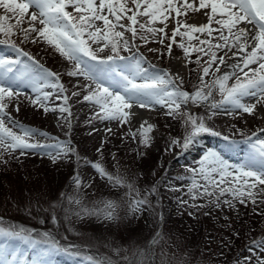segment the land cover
<instances>
[{"label":"snow or ice","instance_id":"6c2138e0","mask_svg":"<svg viewBox=\"0 0 264 264\" xmlns=\"http://www.w3.org/2000/svg\"><path fill=\"white\" fill-rule=\"evenodd\" d=\"M198 16L204 17V22ZM170 20L173 27L169 36L166 29ZM126 33H130V38ZM17 35L24 42L43 41L72 64L67 75L87 81L82 100L93 106L94 119L128 124L135 115L134 107L148 109L155 105L166 108L170 116L182 117L189 130L183 137L172 138L169 149L179 147L187 151L201 134L220 135L208 126L205 116L181 112L182 105L203 106L212 115L220 111L228 115L264 112V0H0V45L14 53L0 54V163L6 164L4 157L17 151L20 155L29 151L52 155L50 150H55L53 160L74 153L67 141L50 145L34 140L36 135L49 134L21 123L8 112L13 102L19 111L23 97L46 113L59 111L71 115L70 97L60 75L20 47L13 39ZM149 35L159 38L161 44L168 39L169 54L175 44L183 51L187 63L197 65L199 84L193 86V91L183 90V77L179 74L173 76L167 69L156 68L139 52L135 40L149 43ZM221 51L223 55L219 54ZM193 53H196L194 61ZM25 89H30L32 95L25 93ZM53 90L56 98L63 101L56 108L48 106ZM154 128L155 125L142 121L131 135L133 139L139 137L140 143L148 147ZM242 142L249 146L243 163H230L221 152L209 148L199 166L188 169L191 183L187 190L193 199L205 197L216 207L221 203L233 207L234 201L255 204L257 197L264 196V138L252 133ZM85 164L112 187L127 189L124 195L129 197L128 214L135 216L152 209L151 201L147 196L141 197L133 183L109 172L99 161L85 160ZM73 183L77 190L81 186L91 187L79 175L73 178ZM61 195L68 207L61 200L52 206L53 224L59 223L57 207L63 209L65 219L72 216L78 220L120 219L117 211L120 204L114 199L102 198L88 205L82 198ZM0 237L4 238L0 244V264H29V254L34 257L31 264H52L45 257L58 253L77 258L78 264H118L107 257L82 255L79 247L62 244L47 230L4 225L3 218ZM160 238L161 233H155L148 243L149 251L138 249L134 254L138 258L124 257L125 264H151L152 245ZM248 251L252 254L242 262L238 258L237 264H264V238L253 240Z\"/></svg>","mask_w":264,"mask_h":264},{"label":"rangeland","instance_id":"374dc122","mask_svg":"<svg viewBox=\"0 0 264 264\" xmlns=\"http://www.w3.org/2000/svg\"><path fill=\"white\" fill-rule=\"evenodd\" d=\"M172 27L173 23L170 20L166 29L169 36ZM126 36L130 38V33H126ZM13 39L46 68L49 67L60 75L61 82L70 97L68 104L71 115L59 111L46 113L43 109L32 106L23 97L19 103V111H16L15 102H13L9 105L8 112L21 123L49 134L47 137L36 135L33 137L34 140L50 145L58 141H67L68 146L74 149V153L57 160L52 158L55 150H50L52 155L44 151H29L24 154L25 159L19 162H16L17 156L20 155L19 151L12 156L4 157L8 162L0 163V174L6 173V178L12 187H9V191H5L9 192L8 194L0 197L9 204L15 203L17 211L23 215H31L20 216L21 222L16 223L17 220L12 213L0 211V217L9 220L3 222L4 225L13 222L14 225L26 226L30 220L37 222L36 216L40 223L39 231L47 230L55 234L62 244L79 247L82 255L99 254L101 258H110L118 264H125L124 257L133 260L138 258L134 257L138 249L149 251L148 243L155 232L157 233L161 221L163 222L162 230L165 231L161 232L159 242L152 245L151 251L154 252V257L151 264H237L238 258L242 262L245 257L252 254L248 251V246L253 240L264 238V203L260 202L264 200V196L257 197L255 204L251 202L241 204L239 201H234L233 207L223 203L220 207H216L215 203H209L208 198L193 199L188 193L187 189L191 183L188 179L190 175L188 169L199 166L198 162L211 148L208 146L210 142L203 141L201 137L197 138L194 143L196 145L191 150L181 151L179 147L169 149L171 139L183 137L189 129L184 125L182 117L170 116L166 108L155 105L147 109L149 113L151 112L149 123L155 125L151 133V146H144L140 143L139 137L133 139L131 135V132L137 131L141 124L134 117L130 123L123 125L117 121L93 118V106L82 100L83 95L86 94L84 85L87 81L83 77L68 76L67 72L72 68V64L65 61L50 46L43 41L24 42L19 35L14 36ZM158 39L149 35L150 42L144 43L137 38L135 46L147 58V61L158 66V69H167L173 76L179 74L183 77V85H181L183 90L193 91V86L199 84L197 65L187 63L183 51L175 44L169 54L167 45L170 41L164 39V43L161 44ZM177 39L179 40V37ZM149 49L157 51H149ZM0 54L14 55L4 45H0ZM122 54L129 53L122 52ZM219 54L223 55V52ZM173 58L182 61L181 73L169 68ZM195 58L196 53H193L192 60L194 61ZM24 91L32 95L30 89ZM53 92L48 104L50 108H56L63 103L56 98L57 93L54 90ZM73 92H79L81 95L72 96ZM216 98L219 99V95ZM187 111L205 116L208 126L222 132L231 135L240 134V136L258 133L261 138H264V132L260 131L264 129V112H258L255 115L234 112L228 115L220 111L212 115L203 106L182 105L181 112ZM14 130L18 131V129ZM240 141L244 152L241 154V160L239 159L235 164L243 163L249 151V146L242 142L243 139ZM236 145L238 144H233L231 147L236 148ZM204 146L206 148L201 149ZM188 155L194 158L189 161L186 159ZM29 158L35 159L36 163ZM85 160L99 161L109 172L119 174L133 183L139 190L140 196H147L151 201L152 209H146L135 216L128 214L129 197L124 195L127 189L112 187L91 166L85 164ZM171 164L173 165L170 166ZM167 167L171 168L168 172L174 179L168 177L166 183L160 186L158 182L165 175ZM63 169H66L68 173L65 179L63 175H59ZM8 173H16V175ZM76 175H79L85 184H91V187L81 186L77 190L74 183L70 187L69 180H73ZM21 179L29 180V183ZM67 186L69 187L65 193L64 189ZM151 188H156L157 191L150 192ZM24 189L28 190L25 192L26 195H23ZM2 191L4 192L0 188V194ZM62 193L82 198L88 205L102 198L114 199L120 204L117 209L120 219L107 221L92 217L78 220L74 216L65 219L63 209L57 207L55 211L59 223L53 224L50 219L53 212L52 206L61 200L64 201L63 206L68 207ZM15 198L24 202H17ZM1 202L2 200L0 204ZM8 207L11 208L9 205ZM43 219L45 223L41 222ZM27 227L32 228L31 225ZM3 242L4 238L0 237V244ZM88 248L90 252H87ZM240 251L243 253L238 256ZM65 257L70 261L76 260L78 264L77 258L69 255ZM28 259L31 264L34 257L29 254ZM45 259H50L52 264H66L63 260L59 262L56 255L45 257Z\"/></svg>","mask_w":264,"mask_h":264},{"label":"trees","instance_id":"16d2710c","mask_svg":"<svg viewBox=\"0 0 264 264\" xmlns=\"http://www.w3.org/2000/svg\"><path fill=\"white\" fill-rule=\"evenodd\" d=\"M24 157V158H23ZM25 157L26 156H24V155H19V156H17V158H16V162H19V161H21V160H24L25 159ZM33 163H36V160L34 159L33 160V158H29ZM20 164V163H19ZM17 173V172H16ZM16 173H8V174H12V175H16ZM19 174H21L20 172H19ZM59 175H63V178L65 179L66 177H67V175H68V173H67V171H66V169H63V172H61ZM173 178V176H169V179H172ZM174 179V178H173ZM21 180H23V179H21ZM33 180V179H32ZM167 180V179H166ZM166 180L165 181H163L162 183H161V185H163V183H166ZM23 182H25V183H29V180H27V181H25V180H23ZM24 186H26V184H24ZM69 186L70 187H72L73 186V180H69ZM69 186H67L65 189H64V192L66 193L67 192V189H68V187ZM9 187H12V184H10V182L7 180V178H6V173H4V175H1L0 174V188L2 189V190H4V192L2 191V193L0 194V196L2 197V196H5V194H8L9 192H5V191H9ZM29 188V187H28ZM24 192H23V195H26L25 194V192H27L28 190H26V189H24L23 190ZM162 197H163V195H161ZM0 197V200H2V202H1V204H0V211L1 212H9V213H12L13 215H14V218L16 217H20V215H19V213H21L20 211H17V206L15 205V203L14 202H12V203H14V205L13 204H9L7 201H5V199L4 198H1ZM15 200L17 201V202H24V201H20V200H18V199H16L15 198ZM8 205L9 206H11V208H9L8 207ZM20 205H22L23 206V204H20ZM58 213H59V211H58ZM15 218V219H16ZM46 218H48V217H46ZM46 218H44V219H46ZM35 219H38L36 216H35ZM43 219V222L45 223V220ZM33 223H35V222H33ZM165 230H162V233L164 232ZM243 253V252H242ZM241 253V251L239 252V254H238V256L239 255H241L242 254Z\"/></svg>","mask_w":264,"mask_h":264},{"label":"bare ground","instance_id":"6f19581e","mask_svg":"<svg viewBox=\"0 0 264 264\" xmlns=\"http://www.w3.org/2000/svg\"><path fill=\"white\" fill-rule=\"evenodd\" d=\"M197 19L200 22H204V17H197ZM249 29L251 31V26H249ZM169 68L174 70V71H178V72H182L183 71V63L182 61H178L177 58H173V60L171 61ZM133 112L135 113L134 118L141 123L142 121H147L149 123L150 121V113L147 109H141V108H136L134 107Z\"/></svg>","mask_w":264,"mask_h":264}]
</instances>
